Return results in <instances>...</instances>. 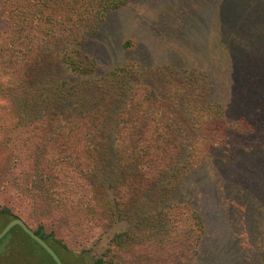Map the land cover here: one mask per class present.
<instances>
[{"label": "trees", "instance_id": "1", "mask_svg": "<svg viewBox=\"0 0 264 264\" xmlns=\"http://www.w3.org/2000/svg\"><path fill=\"white\" fill-rule=\"evenodd\" d=\"M131 1L0 0L6 23L0 28V95L9 103L6 110L17 119L9 122L1 145L7 155H15L13 133L27 129L25 141L18 139L16 146H23L18 162L24 160L28 169L16 189L47 192L39 195V201L56 208V212L47 208L50 216L56 213L63 221L69 215L92 212L101 222L135 221L134 229L111 238L120 252L127 251L134 239L162 242L174 232L180 237L175 243L185 239L193 247L187 260L192 264L206 221L200 209L180 200L189 174L208 162L221 172L225 156L214 153L224 146L233 123L244 132L253 126L247 116L229 119L215 79L206 70L142 61L99 70L97 57L88 51L90 39L109 13ZM178 12L175 7L171 14ZM223 17L218 13L212 19L205 54L220 57L226 46L224 32L229 41L240 36L249 46L264 44V40L252 43V34L245 39L246 34L235 33L236 25L255 21L251 17L238 21L231 14L232 23L227 24ZM254 30L246 31L257 32L259 41L263 31ZM131 46L130 40L124 44ZM59 192H91L87 211L68 208L71 196ZM0 217L21 218L7 207L0 209ZM182 225L187 226L183 235ZM34 230L64 264L116 262L110 248L100 255L92 248L75 252L44 221ZM13 240L12 264H57L20 226L0 241L6 244L2 253ZM175 251L170 262L180 264L182 258ZM157 255L163 254L147 251L141 261L165 264Z\"/></svg>", "mask_w": 264, "mask_h": 264}, {"label": "rangeland", "instance_id": "2", "mask_svg": "<svg viewBox=\"0 0 264 264\" xmlns=\"http://www.w3.org/2000/svg\"><path fill=\"white\" fill-rule=\"evenodd\" d=\"M234 1L237 2L235 7ZM175 7L180 12L172 16ZM246 12L249 14L245 15ZM218 13L226 17H223L226 24L232 23L228 17L231 14L238 21L244 16L251 17L255 21L236 25L235 33L246 34L245 39L254 35L252 43L264 40V0H132L121 10L109 13L99 33L90 39L88 51L97 57L101 72L130 61L206 70L215 79L219 100L229 119L235 121L246 116L250 119L252 131L239 130L233 123L224 146L214 153L225 156L221 172L210 162L196 168L189 174V183L179 199L200 209L206 221L204 237L199 246H194L198 254L192 264H264V44L249 46L240 36L229 41L224 32L222 38L226 46L220 50V57L205 54L212 19ZM4 26L0 9V28ZM254 29L263 31L259 41L255 39L257 32L246 31ZM128 40L132 46L125 48ZM8 105L7 99L0 95V122L3 123L0 128V209H11L33 229L42 221L50 228L55 227L75 252L92 248L93 253L100 255L110 248L111 256H117L114 264H145L141 260L147 251L161 252L163 255L155 258L171 264L173 259L169 256L173 255L174 248L182 258L180 264H188L193 247L185 239L175 243L180 237L174 232L162 242L134 239L127 251L120 252L110 243L111 238L117 232L134 229L135 221L101 222L98 214L92 212L69 215L61 221L56 213L47 214V208L52 206L39 201V195L47 192H18L16 184L18 179H23L28 167L24 166V160L18 162L19 155L24 153L21 152L23 146L16 144L20 138L25 141L27 129L13 133V153L15 148L17 152L7 155L1 142L7 137L9 124L17 120L6 110ZM59 193L71 196L68 208L73 210L87 211V200L92 199L91 192ZM83 201L86 203L82 204ZM51 209L56 212V208ZM43 214L47 216L44 218ZM8 222L6 217H0V231ZM186 229L187 226L182 225L180 234H185ZM14 243L15 240L6 252L0 251V264H12L10 247ZM137 254H141L140 257Z\"/></svg>", "mask_w": 264, "mask_h": 264}, {"label": "water", "instance_id": "3", "mask_svg": "<svg viewBox=\"0 0 264 264\" xmlns=\"http://www.w3.org/2000/svg\"><path fill=\"white\" fill-rule=\"evenodd\" d=\"M15 226L22 227V229L27 234H29L34 240H36L41 246H43L49 254H51L57 264H64L63 260L60 258L57 252L22 218L11 219L7 223V225L0 231V240H2Z\"/></svg>", "mask_w": 264, "mask_h": 264}, {"label": "flooded vegetation", "instance_id": "4", "mask_svg": "<svg viewBox=\"0 0 264 264\" xmlns=\"http://www.w3.org/2000/svg\"><path fill=\"white\" fill-rule=\"evenodd\" d=\"M12 229H13V228H12ZM0 241H1V240H0ZM3 245H4V246H3ZM5 245H6L5 243H4V244H2V247H4V248H5V247H6ZM0 251H2V250H0Z\"/></svg>", "mask_w": 264, "mask_h": 264}]
</instances>
